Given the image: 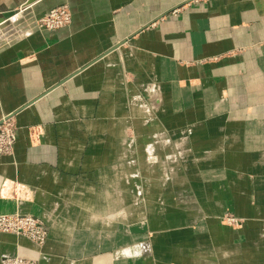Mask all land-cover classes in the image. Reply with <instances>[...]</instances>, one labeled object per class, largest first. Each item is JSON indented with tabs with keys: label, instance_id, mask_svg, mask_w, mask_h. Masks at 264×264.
Wrapping results in <instances>:
<instances>
[{
	"label": "crops",
	"instance_id": "crops-1",
	"mask_svg": "<svg viewBox=\"0 0 264 264\" xmlns=\"http://www.w3.org/2000/svg\"><path fill=\"white\" fill-rule=\"evenodd\" d=\"M27 1L73 17L0 47V214L49 230L0 264H264V0Z\"/></svg>",
	"mask_w": 264,
	"mask_h": 264
},
{
	"label": "built area",
	"instance_id": "built-area-1",
	"mask_svg": "<svg viewBox=\"0 0 264 264\" xmlns=\"http://www.w3.org/2000/svg\"><path fill=\"white\" fill-rule=\"evenodd\" d=\"M72 15V10L67 4L55 6L41 16H36L28 11L27 6L21 7L6 18V22L8 20L10 22L8 28L0 26L2 28L0 30V33H2L0 34V47L8 40L9 34L6 33H10V31L23 32L25 29H27V32L39 29L56 30L70 25ZM24 25H26L25 28ZM3 31L6 32L3 33ZM16 129L15 123L9 117L0 122V159L3 156L13 154L17 141ZM229 220L234 223L238 222L237 218H229ZM0 232L24 235L40 244L45 242L47 236V230L38 218L21 213L0 214ZM6 264H36V261L16 258L9 259Z\"/></svg>",
	"mask_w": 264,
	"mask_h": 264
},
{
	"label": "rangeland",
	"instance_id": "rangeland-1",
	"mask_svg": "<svg viewBox=\"0 0 264 264\" xmlns=\"http://www.w3.org/2000/svg\"><path fill=\"white\" fill-rule=\"evenodd\" d=\"M64 4H67V3H64ZM67 5H69V4H67ZM69 6H70V5H69ZM70 8H71V7H70ZM26 215H28V214H26ZM34 217H35V216H34ZM35 218H37V217H35ZM229 218H237V219H238V222L234 223V222L230 221ZM38 219H39V218H38ZM39 220L42 222L43 227L47 230V236H46V240H47V238H48V234H49V230H48L46 224H45L41 219H39ZM222 220H223L224 223L229 224V225H231V226H235V227H237L238 225H240V224L242 223V219H241L240 217H238L236 214L232 213V212H226V213L222 216ZM2 233H6V232H2ZM12 234H14V233H12ZM17 235H19V234H17ZM23 236H24V235H23ZM26 237H27V236H26ZM28 238H29V237H28ZM29 239H30V238H29ZM30 240H31V239H30ZM46 240H45V242H46ZM45 242H44V243H45ZM35 243H36V242H35ZM44 243H43V244H44ZM37 244H39V245H43V244H40V243H37ZM16 258L31 259V260L36 261V264H38V261H37L36 259L26 258V257L18 256V255H15V256H5V257L3 258V260H2V264H6V262H7L9 259H16Z\"/></svg>",
	"mask_w": 264,
	"mask_h": 264
},
{
	"label": "water",
	"instance_id": "water-1",
	"mask_svg": "<svg viewBox=\"0 0 264 264\" xmlns=\"http://www.w3.org/2000/svg\"><path fill=\"white\" fill-rule=\"evenodd\" d=\"M34 1H36V0H28L26 4L29 5V4L33 3ZM1 10H3V9L0 8V23H3L4 21H6V16L2 13Z\"/></svg>",
	"mask_w": 264,
	"mask_h": 264
},
{
	"label": "bare ground",
	"instance_id": "bare-ground-1",
	"mask_svg": "<svg viewBox=\"0 0 264 264\" xmlns=\"http://www.w3.org/2000/svg\"><path fill=\"white\" fill-rule=\"evenodd\" d=\"M5 22H6V21H5ZM5 22H4V23H5ZM0 25H1V24H0ZM0 30H2V29L0 28ZM0 34H2V33H0Z\"/></svg>",
	"mask_w": 264,
	"mask_h": 264
}]
</instances>
